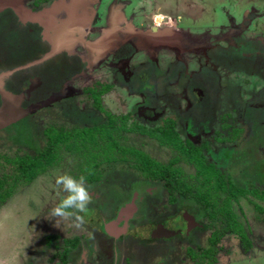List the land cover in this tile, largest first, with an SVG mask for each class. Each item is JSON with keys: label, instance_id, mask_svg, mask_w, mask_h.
I'll list each match as a JSON object with an SVG mask.
<instances>
[{"label": "flooded vegetation", "instance_id": "1", "mask_svg": "<svg viewBox=\"0 0 264 264\" xmlns=\"http://www.w3.org/2000/svg\"><path fill=\"white\" fill-rule=\"evenodd\" d=\"M104 1L0 0V111L4 107V96L14 97L15 104L21 106L22 110L54 96L59 99L55 100H58L56 105L60 108L63 122L72 124L71 128L64 126L57 130L71 135L87 131L91 136L93 140L89 145L81 144L83 139L87 138L88 141L89 135H85L83 139H78L79 145L70 148L61 146L58 160L46 171L60 160L63 151L70 160L77 161V164L73 162L75 167L72 164L67 166L66 173L69 172L75 180L84 181L91 189L85 193L92 197L93 207H83L84 210L94 215H89L94 219L100 216L108 219L102 224L97 221L94 225L98 223L97 227L92 229L96 245L103 250L100 251L104 255L101 259L105 261L103 264L114 261L116 264L119 257L116 255L117 258L110 261L108 258L111 256L107 257L106 253H114L119 238L128 236L133 239L135 233H147L148 239L145 241L158 247L159 244L180 238L188 244L187 253L194 259L189 249L196 250L197 245L203 250L210 249L212 234L218 229L223 230L226 205L231 211V202L246 193L264 202V180L261 187L257 183L254 187L255 180L264 176V147L259 145L263 155L262 165L254 171V181L248 172L260 164L253 156L258 151L256 146L251 148L250 153L245 147V154L241 150L226 161L224 144L227 142H222L221 137L217 138L223 143L219 148L222 155L211 162L209 158L214 151L207 128L211 120H207L208 114L205 112L211 113L213 102L210 98L218 90L228 96L225 99L239 98L252 105L249 113L254 114L253 121L263 125L264 9L260 10L249 2L251 6L244 9L240 21L228 14V24L220 25L218 33L210 30L206 35L209 45L201 51L202 47L197 46L188 31L190 28H187L188 33L183 31L181 24L184 16L181 15V18L176 11L166 10L159 0L156 4L159 13L140 14L142 19L137 18L138 11L129 15L131 0H108L107 8L102 9ZM164 21L172 25L162 29L160 26ZM170 27L174 32H170ZM154 28L158 32H165L162 42L155 37L156 33L151 32ZM179 29H182L181 32H178ZM147 31L153 35L137 34ZM160 48L164 52L158 53ZM96 71L100 76L91 87L82 90L76 87V91L75 87H71V84L84 78L90 79L92 76L88 77V72ZM248 85L251 86L250 90H246ZM259 87L263 89L261 92L257 91ZM114 89H119L122 94L126 92L130 97L129 102L124 104L131 109L129 113L116 114L112 107L115 108V103H106L110 101L106 97ZM167 90H170L172 101H175V108L178 105L176 101H183L187 106L176 120L162 115L164 109L154 107L151 97L147 98L146 95L163 94ZM27 93L29 98L25 101L21 96ZM84 94L91 101L86 109L76 103L77 98ZM132 99L133 103L130 102ZM27 119L0 128V132L13 131L17 143H31L28 151L17 154L19 156L34 155L38 147L46 145L45 136L44 145H36L40 143L39 138L31 134L30 128H21ZM179 119L185 125V132L179 128ZM50 128L56 129H47ZM237 133V130H231L232 139ZM134 136L139 138V143H135ZM152 141L156 143L155 147L150 145ZM260 142L264 144V141ZM166 155L170 157L166 159ZM81 159L85 160L84 164ZM146 159L158 166L169 167L175 180L187 185L191 194L187 196L178 192L173 200L165 187L167 183L162 182L159 176L153 177L151 174L147 177L143 174ZM64 160L59 161L61 166L69 163L65 157ZM222 162L225 164L223 169L219 166ZM149 165L152 163L149 162ZM7 166L13 170L8 164H5V169ZM239 166L242 168L239 175L237 172L234 176V171L228 175L227 171ZM203 167H213L217 172L216 179H207L209 174L203 173ZM5 173L13 174V171ZM217 178L225 185L217 197L213 196V201L218 200L215 206L220 213H217L218 218L210 215V212L213 213L212 205L198 197L202 193L204 197L209 196L210 182ZM8 181L13 183L16 180L12 177ZM31 183L19 178L13 193L20 185ZM227 187L238 194L232 196ZM82 192L75 188L70 193L68 198L73 196V205ZM227 192L228 196H225ZM163 199L167 207H163ZM254 209L259 214L264 213L260 205L254 204ZM87 214L85 211L84 215ZM207 232L209 238L199 242L200 236ZM55 238L48 237L47 242L51 244ZM76 239L78 237L64 240L62 248L57 249L62 264H69L73 252L83 246L80 242L76 247L67 245V241ZM250 243L249 247L242 243L245 251L251 250ZM91 250L92 254L101 257L97 249ZM126 259L129 261L131 258ZM198 260L201 264L208 262ZM87 262L85 260L84 264ZM127 264L134 263L129 261Z\"/></svg>", "mask_w": 264, "mask_h": 264}, {"label": "rangeland", "instance_id": "2", "mask_svg": "<svg viewBox=\"0 0 264 264\" xmlns=\"http://www.w3.org/2000/svg\"><path fill=\"white\" fill-rule=\"evenodd\" d=\"M249 2L254 3L260 10L264 9V0H245V2L242 0H159V3L163 4L166 10L176 11V15H179L181 18L184 16L183 23L181 24L184 28L180 26L177 28H183L185 33H188L187 28H190L188 31L194 37L197 46L199 45L202 47L200 49L201 51L206 49L209 45V39L206 36L208 32L211 30L212 33H218L220 25L228 24V14L234 15V17L240 21L244 9H249L251 6ZM107 4L108 0H105L102 9L107 8ZM156 4L157 0H131L130 11L128 10L129 15L131 12L137 13L138 11L136 14L137 18L142 19L140 14L148 15L157 13L158 9L156 8ZM155 10L156 12H154ZM165 21L160 26L162 29L168 25ZM171 25L172 24L168 26ZM170 30L171 33L174 32L172 28ZM181 30L182 29H179L178 32H181ZM164 37L165 32L162 36H159V40L162 42ZM161 51L164 52L163 49L160 48L158 53ZM88 73V77L92 76L90 79L84 78L79 81L80 83L71 84L73 89L75 87V91L78 90L76 87L80 88V90L85 87H91L100 76L97 71ZM260 87L258 88L259 90H257L258 92L263 90L260 89ZM248 89H251L250 85L247 86L246 90ZM63 93H65L64 90L62 91V94ZM20 95L22 94H19V96ZM146 95L148 96L147 98L151 97L154 107L164 109L162 115H165V117H173L175 120L178 119L179 115H181L180 113L187 107L184 104L185 102L176 101L178 105L177 108H175V101H172L173 97L170 90H167L163 94L159 92L155 95L151 93ZM58 96L64 97L62 95ZM249 96L250 94L247 95V99ZM21 97L26 101L29 95L27 93ZM227 97L228 96L224 93L216 90L214 96L210 98V101L213 102L210 109L211 113H208L207 110L205 111L206 114H208L207 120H211L207 128H209L210 131L209 135L214 151L209 159L211 162L215 159H219L218 157L222 155L219 150V148L223 146L222 142H227L224 144L226 147L224 156L226 161H229V158L233 157L241 150V153L245 154L246 152L243 150L245 147H247L246 151L250 153L251 148L256 146L258 151L255 152L253 156L260 164L253 167L252 171H246L250 179L254 181V171L262 165L263 155L260 152L262 149H259V145L264 147V144L260 142L264 141V120L263 125L260 126L258 122L256 123L253 121L254 114L249 113V110L253 108L252 105L246 104V101L243 99H225ZM107 98H110V101H106V103H115V108L112 105L114 113L126 114L130 112L131 109L124 105L129 102L128 98H130L127 96L126 92L122 94L119 89H114L106 99ZM8 99L9 98L6 99L4 96V107L0 111V117H6V119L10 116V114H7V111H9V106L12 105L9 103ZM55 99L58 98L52 96L45 102L30 105L26 108L27 112L24 113V116H20L15 122H11L10 125L4 127L0 126V128L11 126L23 119L29 118L22 124L23 127L21 125V128H30L29 131L31 134L39 138H37L40 142L38 145L43 146L42 134L44 129L48 127H55L56 129H61L64 126L67 128L72 127V124L63 122L64 120L60 115V108L56 105L59 99ZM162 99L165 100L162 101ZM130 102L133 103V99L130 100ZM76 103L80 108L86 109L90 106L91 101L84 94L77 98ZM5 105L8 106L6 107ZM20 107L19 105L13 106V108L16 109L15 115H19L18 111ZM203 113L204 112H201V114ZM202 118L204 117L202 116ZM195 119L201 120L198 117H195ZM179 123V128H182L185 132V125L180 119ZM231 130L238 131V133L235 134L237 135L235 139H232L233 134H231ZM12 134L13 131L0 132V166L2 168L0 176H2L4 172H11L9 166L5 169L7 158H14L17 154H24L28 151L29 147L32 146L30 142L28 144L17 143L16 136ZM12 136H14L13 139L11 138ZM217 138L223 139L222 142L221 140L218 141ZM138 139L137 136L133 137L135 143H139ZM150 145L155 147L156 143L152 141ZM166 156V159L170 157V155ZM64 157L69 163L65 166H61L60 162L65 161ZM84 159H81V163L83 164L85 162ZM59 161L44 174L36 178L33 183L29 185H20L13 195L0 207V264H62L57 249L62 248L64 240L76 237L81 239L80 243L83 246L80 247L79 250L73 252L69 264H84L85 260L88 261L86 264L105 263V261H101V259L104 258V255L101 253L103 250H100L99 246L96 245L95 235H93L92 229L97 227L98 223L102 224L108 221V219H106L105 216L94 219L89 216L92 215L89 211L84 210L85 208L83 207H93L92 197H89L85 193L91 189L84 181L75 180L69 172L66 173L67 166L72 164V166L75 167L77 161H75V159L70 160L67 153L64 151ZM73 162H75V164H73ZM223 162L219 164L222 169L225 166ZM188 170L192 169L189 168ZM240 170H242V168L239 166L235 168V170L226 171L229 172V176L232 174V171H234L233 175L236 176L237 172L238 175L240 174ZM263 178L261 177L259 180L257 178L254 187H256L257 184L261 187V181L264 180ZM75 188L84 191L82 192L84 195L78 196L77 202L75 201V204L70 206V211L63 210L61 207L62 202L68 198ZM246 194L238 196L237 199L231 202V212L239 225L243 228L248 239L252 242L251 250L245 251L243 249L238 234L226 233L218 244L219 250L216 254L217 260L215 264H264V213L259 214V211L257 212L256 209H254V204L264 208V202ZM225 196H228V192L225 193ZM162 204H164L163 207H167L165 199L162 200ZM85 211L88 212L87 215H84ZM164 211L166 210L164 209ZM203 220L204 219H202V221ZM97 221V225L94 226ZM54 236H56L55 240L49 244L47 242L48 237ZM132 236H134L133 239L128 236L119 238L116 244L117 248L113 254H110V251L106 253L107 250H105L104 253H106V256H111L108 260L110 259L111 261L117 258V255L119 259H117L116 264H127L129 261L134 264H201L198 258L192 259L188 255L186 250L188 244L184 243L180 238L173 239L171 242L164 244H159L158 242V247V245L153 246L151 243L145 241L148 239L147 233H135ZM207 238H209L208 232L202 234L199 240L197 237V240L199 242H204ZM91 249H97V252L101 251V257L98 254H92ZM126 257L131 259L128 261ZM114 262L110 264H114Z\"/></svg>", "mask_w": 264, "mask_h": 264}, {"label": "trees", "instance_id": "3", "mask_svg": "<svg viewBox=\"0 0 264 264\" xmlns=\"http://www.w3.org/2000/svg\"><path fill=\"white\" fill-rule=\"evenodd\" d=\"M87 131L82 132L81 134L75 132L74 134H64L63 131H59L57 129H45L43 130V137L45 136L46 139V145L43 147H38V151L34 155L26 154L24 156L16 155L14 158H7L6 164L11 165L13 167V174H3L2 178L0 179V206L6 202V200L12 195L14 188L17 187V182L19 178L24 179L26 183H31L37 176L42 174L46 171V169L53 165V163L56 162L59 158V148L61 146H66L67 148L79 145L78 139H83V136L89 135L87 134ZM90 133V132H89ZM42 137V138H43ZM91 136H88L87 138L83 139L81 141V144L89 145L90 141L93 139H90ZM35 144L38 143L37 141H34ZM38 145V144H36ZM5 159V158H4ZM152 163V165L148 166V163ZM154 165V167H153ZM11 171V172H12ZM143 174L145 176H153V177H160L162 182L164 181L167 183L165 186L167 190L170 193V196L174 200V196L176 193H183L185 195H189L188 193V186L183 184L182 182H177L175 180V176L171 174L170 168L158 166L155 162L149 161L146 159V164L143 167ZM203 173L208 172L209 180L216 179V171L213 170V167H207L202 168ZM15 178L16 181L13 183H10L8 179ZM175 180V181H174ZM8 181V182H7ZM224 186L220 181L217 180L214 182H210V190H209V196L208 194L202 195L199 194L198 197L202 198L201 201H205V203H208L209 205H212V212H210V215L213 217L218 218V213L216 211L215 206L217 207L218 200L213 198V196H218V193L220 190L224 189ZM226 189L230 190L231 195L235 196L238 194V192L234 191L232 188L227 187ZM191 194V193H190ZM208 196V199H207ZM230 200V197L227 198V202ZM73 202V196H70L67 200L63 201L61 204V207L63 210H69L70 206ZM218 213V214H217ZM222 214L224 212H221ZM225 217V226L222 231L219 229L216 230L211 238H210V249L203 250L198 245L195 249H189V254L194 256V258H199L201 261L208 260L206 264H214L216 262L215 255L217 253L216 245L218 244L221 237H223L226 233H235L238 234L241 238L242 243L244 246L249 247L251 245L249 239L247 238L246 234L244 233L241 226L236 222L235 217L229 210V207L226 205V211L225 214H223ZM55 237H52L54 239ZM80 242V239L76 240H70L67 241L68 246L76 247L77 244ZM200 248V249H199ZM66 259H64L65 261Z\"/></svg>", "mask_w": 264, "mask_h": 264}, {"label": "water", "instance_id": "4", "mask_svg": "<svg viewBox=\"0 0 264 264\" xmlns=\"http://www.w3.org/2000/svg\"><path fill=\"white\" fill-rule=\"evenodd\" d=\"M151 32H154V33H156V35H155V37H159L162 33H164V32H158L157 31V28H154V29H152L151 30ZM151 32L150 31H147V32H145V33H142V32H138L137 34L139 35H153V34H151ZM136 33V32H135ZM7 98H9L8 100H9V103H11L12 105L11 106H9V111H7V114L9 115L10 114V116L8 117V119H6V117H0V126H6V125H10V123L11 122H15L17 119H18V117H20V116H24V113H26L27 112V110H22L21 109V107H20V110L18 111L19 112V115H15V111H16V109H14L13 108V106L15 105V106H17L15 103H16V101L14 102V97H12V96H10V95H8V97H6V99ZM7 100V101H8ZM8 103V102H7ZM14 104V105H13ZM6 107L8 106V105H5ZM5 118V119H4Z\"/></svg>", "mask_w": 264, "mask_h": 264}]
</instances>
